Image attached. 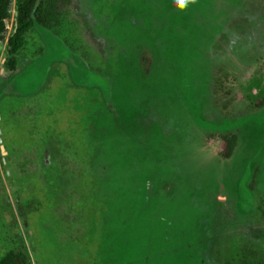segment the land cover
Segmentation results:
<instances>
[{
	"label": "rangeland",
	"instance_id": "374dc122",
	"mask_svg": "<svg viewBox=\"0 0 264 264\" xmlns=\"http://www.w3.org/2000/svg\"><path fill=\"white\" fill-rule=\"evenodd\" d=\"M33 36L0 46V258L264 254V0H67Z\"/></svg>",
	"mask_w": 264,
	"mask_h": 264
},
{
	"label": "trees",
	"instance_id": "16d2710c",
	"mask_svg": "<svg viewBox=\"0 0 264 264\" xmlns=\"http://www.w3.org/2000/svg\"><path fill=\"white\" fill-rule=\"evenodd\" d=\"M13 3V26L9 34L6 24L9 19V9ZM67 0H0V46L4 44L6 55L5 67L8 73L17 70L16 58L27 53L30 59L43 52L40 42L33 36L35 27L52 31L63 17ZM225 157H229L234 146V137L226 140ZM0 264H28L26 255L22 252H8L0 258ZM238 264H264V254L252 249L241 247Z\"/></svg>",
	"mask_w": 264,
	"mask_h": 264
},
{
	"label": "clouds",
	"instance_id": "9594fccd",
	"mask_svg": "<svg viewBox=\"0 0 264 264\" xmlns=\"http://www.w3.org/2000/svg\"><path fill=\"white\" fill-rule=\"evenodd\" d=\"M179 6L183 8L188 3H194L195 0H177Z\"/></svg>",
	"mask_w": 264,
	"mask_h": 264
},
{
	"label": "water",
	"instance_id": "95a60500",
	"mask_svg": "<svg viewBox=\"0 0 264 264\" xmlns=\"http://www.w3.org/2000/svg\"><path fill=\"white\" fill-rule=\"evenodd\" d=\"M1 148V147H0ZM2 149V148H1Z\"/></svg>",
	"mask_w": 264,
	"mask_h": 264
}]
</instances>
